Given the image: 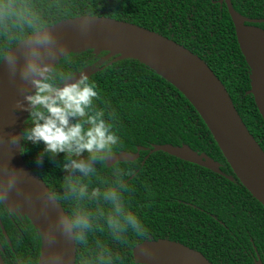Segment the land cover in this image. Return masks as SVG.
Here are the masks:
<instances>
[{
    "label": "trees",
    "instance_id": "16d2710c",
    "mask_svg": "<svg viewBox=\"0 0 264 264\" xmlns=\"http://www.w3.org/2000/svg\"><path fill=\"white\" fill-rule=\"evenodd\" d=\"M214 1L219 0H0V63L21 41L62 20L90 15L133 23L174 40L204 60L264 150V118L254 96L248 94L251 69L227 6ZM231 1L244 17L264 19V0ZM52 69L58 87L82 75L95 84L99 98L94 107L105 111V120L113 124L120 140L112 154L142 148L134 162L95 164V173L84 182L90 190H103L119 176L124 201L146 231L138 236L129 230L117 240L104 218L98 217L86 242L76 240V264H136L133 248L160 238L198 250L213 264H258L259 260L264 264V206L237 178L199 113L177 88L137 60L94 49L72 52ZM31 126L26 112L21 136ZM165 144L188 145L207 154L220 163L225 176L162 151L150 154L154 145ZM21 152L71 213L76 201L65 191L64 154H44L38 162L44 145L25 140ZM84 206L92 211L109 208L102 199L86 201ZM0 220L9 238L0 225L3 262L38 264L44 233L37 222L3 201Z\"/></svg>",
    "mask_w": 264,
    "mask_h": 264
},
{
    "label": "water",
    "instance_id": "95a60500",
    "mask_svg": "<svg viewBox=\"0 0 264 264\" xmlns=\"http://www.w3.org/2000/svg\"><path fill=\"white\" fill-rule=\"evenodd\" d=\"M219 3L227 5L241 52L251 69L248 94L254 96L264 118V29L246 23H264V19L245 18L234 9L231 0H219ZM43 32L52 35L54 51L60 54L51 68L72 52L94 49L96 52L119 55L123 59L137 60L172 84L199 113L240 182L264 206V150L248 130L228 90L204 60L174 40L133 23L103 16L69 18L30 35L13 47L0 63V182L7 181L10 174H16L15 186L3 202L13 209L18 206L43 231L44 244L38 264H76L77 256L76 238L65 237L56 227L58 218L62 214L67 215V212L45 182L24 161L21 140L17 144L10 142L11 137L21 136L27 112L16 107V94L29 44ZM9 57L16 59L14 72L9 66ZM80 78L77 76L67 84ZM141 149L111 154L105 159L106 164L113 166L119 162H134L139 159ZM159 151L214 169L225 176L220 163L207 154H199L188 145H154L150 154ZM0 225L9 241L1 220ZM48 226L52 228L55 239L51 261L43 263L49 244ZM133 256L138 264H213L200 251L167 239L139 243L133 249ZM53 257L58 259L53 260ZM0 264H5L1 254ZM258 264L262 261L259 260Z\"/></svg>",
    "mask_w": 264,
    "mask_h": 264
},
{
    "label": "clouds",
    "instance_id": "9594fccd",
    "mask_svg": "<svg viewBox=\"0 0 264 264\" xmlns=\"http://www.w3.org/2000/svg\"><path fill=\"white\" fill-rule=\"evenodd\" d=\"M54 46L55 40L47 32L37 34L29 44L21 76L30 81L34 92L26 95L24 101L18 102L16 107L29 113L32 126L24 130L23 136L11 137L10 142L17 144L25 140L43 144L44 153L38 158L41 163L44 154H64V171L68 173L64 181L65 191L76 201V207L71 213L62 214L56 224L65 237H75L80 243L86 242L87 233L92 230L98 217L104 218L117 240L129 230L138 236L143 235L146 229L139 217L126 205L122 195L123 181L119 176L114 184L103 190L99 187L90 190L84 182V178L95 173L94 165L103 163L120 140L113 130V124L105 120V111L95 109L94 101L99 98L98 92L86 75L64 87L54 84L53 69L43 62L45 55L56 54ZM8 63L14 72L15 57H9ZM15 177L16 174L12 173L7 181L0 182V201L7 199L8 193L15 186ZM101 199L109 204L106 212L102 208L92 211L84 206L86 201Z\"/></svg>",
    "mask_w": 264,
    "mask_h": 264
},
{
    "label": "bare ground",
    "instance_id": "6f19581e",
    "mask_svg": "<svg viewBox=\"0 0 264 264\" xmlns=\"http://www.w3.org/2000/svg\"><path fill=\"white\" fill-rule=\"evenodd\" d=\"M59 57H60V54H55L54 56H45L43 62L49 66H52L59 59ZM33 90L34 88L32 87L30 81H26L22 79L19 85V88L17 90L18 92L16 94L17 103L24 101V97L26 95L31 94ZM48 230H49V238H48L49 244H48L47 252L45 254L43 263H48L51 261L52 246H53L54 239H55L52 228L50 226H48Z\"/></svg>",
    "mask_w": 264,
    "mask_h": 264
},
{
    "label": "flooded vegetation",
    "instance_id": "af4514ba",
    "mask_svg": "<svg viewBox=\"0 0 264 264\" xmlns=\"http://www.w3.org/2000/svg\"><path fill=\"white\" fill-rule=\"evenodd\" d=\"M214 2H219V1H214ZM232 2V1H231ZM222 4H225V3H222ZM226 5V4H225ZM232 5H233V3H232ZM227 6V5H226ZM243 16V15H242ZM245 18H247V17H245ZM247 19H249V20H255V19H250V18H247ZM257 20V19H256ZM248 25H256V26H259V25H257V24H259V23H253V22H246ZM259 27H261V26H259ZM261 28H263L264 29V27H261ZM160 239H163V238H160ZM157 240H159V239H157ZM167 240H169V239H167ZM146 241V240H145ZM150 241H153V240H150ZM172 241V240H171ZM144 242V241H143ZM142 243V242H141ZM139 244V243H138ZM134 249V248H133ZM133 258H134V256H133ZM259 258V257H258ZM134 261H135V259H134ZM136 263V262H135ZM136 264H138V263H136Z\"/></svg>",
    "mask_w": 264,
    "mask_h": 264
},
{
    "label": "rangeland",
    "instance_id": "374dc122",
    "mask_svg": "<svg viewBox=\"0 0 264 264\" xmlns=\"http://www.w3.org/2000/svg\"><path fill=\"white\" fill-rule=\"evenodd\" d=\"M9 199V198H8Z\"/></svg>",
    "mask_w": 264,
    "mask_h": 264
}]
</instances>
